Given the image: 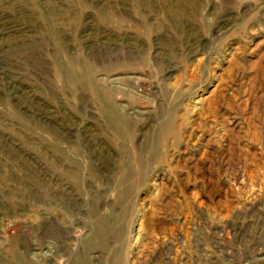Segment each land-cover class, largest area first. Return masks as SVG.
<instances>
[{
    "label": "rangeland",
    "instance_id": "1",
    "mask_svg": "<svg viewBox=\"0 0 264 264\" xmlns=\"http://www.w3.org/2000/svg\"><path fill=\"white\" fill-rule=\"evenodd\" d=\"M0 264H264V0H0Z\"/></svg>",
    "mask_w": 264,
    "mask_h": 264
}]
</instances>
